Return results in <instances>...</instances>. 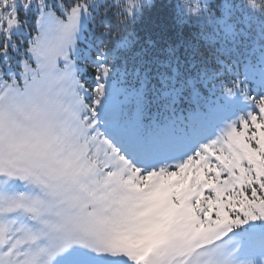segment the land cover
<instances>
[{
  "label": "snow or ice",
  "instance_id": "6c2138e0",
  "mask_svg": "<svg viewBox=\"0 0 264 264\" xmlns=\"http://www.w3.org/2000/svg\"><path fill=\"white\" fill-rule=\"evenodd\" d=\"M0 264H264V0H0Z\"/></svg>",
  "mask_w": 264,
  "mask_h": 264
}]
</instances>
